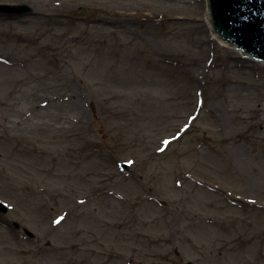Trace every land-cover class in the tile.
Listing matches in <instances>:
<instances>
[{
  "label": "rangeland",
  "instance_id": "1",
  "mask_svg": "<svg viewBox=\"0 0 264 264\" xmlns=\"http://www.w3.org/2000/svg\"><path fill=\"white\" fill-rule=\"evenodd\" d=\"M151 1L0 0V264H264V61Z\"/></svg>",
  "mask_w": 264,
  "mask_h": 264
},
{
  "label": "water",
  "instance_id": "2",
  "mask_svg": "<svg viewBox=\"0 0 264 264\" xmlns=\"http://www.w3.org/2000/svg\"><path fill=\"white\" fill-rule=\"evenodd\" d=\"M206 4V21L217 42L239 48L245 58L264 61V0H206ZM28 10L26 4L0 3V14L22 15ZM6 209L0 202V211Z\"/></svg>",
  "mask_w": 264,
  "mask_h": 264
},
{
  "label": "bare ground",
  "instance_id": "3",
  "mask_svg": "<svg viewBox=\"0 0 264 264\" xmlns=\"http://www.w3.org/2000/svg\"><path fill=\"white\" fill-rule=\"evenodd\" d=\"M66 1L78 2L81 0H66ZM89 1H101V0H89ZM157 1L158 0H152L150 2V4L160 3ZM160 1L162 3L161 7L163 8V10L168 12L169 15H171V17H169V21H170V23H172L171 25H175L176 23H179L180 26H184V27L189 28L191 30H195V32H197V36H198L197 38L200 41V38H201L200 36H202V34L205 31H204L203 27L201 26V24L199 23V20L196 17V15L199 13H202V11H203L202 0H160ZM206 6H207V9L205 12V18H206V14L208 13V5L206 4ZM185 15L187 16V18H185ZM59 21H62V19H59ZM181 22H186V23L183 24ZM210 31H211V29H210ZM76 37H77L76 35L71 36V38H76ZM19 38L24 40V39H26V36L23 34H20ZM237 50H238L237 51L238 55L236 54V56L244 55V54L240 53L239 49H237ZM224 54H225L224 58L222 56L221 59H223V61H226L224 64H226L227 67L229 68L230 66L227 63L229 61H233V63H234L236 58L233 57L234 54L232 52L231 53L225 52ZM228 54L231 56V58H230L231 60L227 59ZM249 68L250 69L248 70V72H252V70L255 69L256 66H255V64H253V65H250ZM249 85H263V84H261V82H259V81H254ZM30 96H32V94L27 95L25 97V100H28ZM32 117H34V116H32Z\"/></svg>",
  "mask_w": 264,
  "mask_h": 264
}]
</instances>
